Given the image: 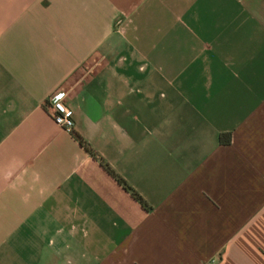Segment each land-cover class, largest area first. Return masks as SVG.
<instances>
[{"label":"crops","instance_id":"crops-1","mask_svg":"<svg viewBox=\"0 0 264 264\" xmlns=\"http://www.w3.org/2000/svg\"><path fill=\"white\" fill-rule=\"evenodd\" d=\"M0 264H264V0H0Z\"/></svg>","mask_w":264,"mask_h":264},{"label":"built area","instance_id":"built-area-1","mask_svg":"<svg viewBox=\"0 0 264 264\" xmlns=\"http://www.w3.org/2000/svg\"><path fill=\"white\" fill-rule=\"evenodd\" d=\"M60 94V92H57L49 97H58ZM49 113L55 124L67 131H71L73 121L72 110L69 107L54 104L49 107Z\"/></svg>","mask_w":264,"mask_h":264},{"label":"trees","instance_id":"trees-1","mask_svg":"<svg viewBox=\"0 0 264 264\" xmlns=\"http://www.w3.org/2000/svg\"><path fill=\"white\" fill-rule=\"evenodd\" d=\"M77 139H78V142L80 144H82L84 146V148H86L88 151L92 152L90 150V148L84 143V141L79 137L77 136ZM100 161V164L101 166L105 169V171L107 173H109L124 189H127L130 191V193L143 205H145L144 201L141 199V197L135 193L115 172L114 170L107 164L105 163L104 161H102L101 159L99 160Z\"/></svg>","mask_w":264,"mask_h":264}]
</instances>
